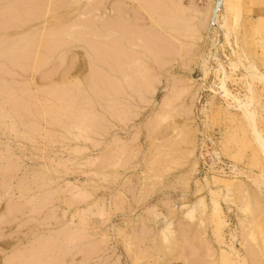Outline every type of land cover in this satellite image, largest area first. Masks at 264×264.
Listing matches in <instances>:
<instances>
[{
  "label": "rangeland",
  "instance_id": "374dc122",
  "mask_svg": "<svg viewBox=\"0 0 264 264\" xmlns=\"http://www.w3.org/2000/svg\"><path fill=\"white\" fill-rule=\"evenodd\" d=\"M246 69L253 0H0V264H264Z\"/></svg>",
  "mask_w": 264,
  "mask_h": 264
},
{
  "label": "bare ground",
  "instance_id": "6f19581e",
  "mask_svg": "<svg viewBox=\"0 0 264 264\" xmlns=\"http://www.w3.org/2000/svg\"><path fill=\"white\" fill-rule=\"evenodd\" d=\"M228 2V1H227ZM230 8V7H229ZM223 17H224V15H223ZM29 18V17H28ZM223 20V19H222ZM224 21H225V19H224ZM19 24V23H18ZM226 24V23H225ZM224 27V26H223ZM224 30H225V27H224ZM251 67H252V65H251ZM251 69H253V68H251ZM251 69L249 70H247L246 69V72L248 73L247 75H249V77L250 78H252V79H254V78H261V80L262 79H264V77H263V75H259V73L257 74L256 72H254V71H251ZM257 75H259V76H257ZM261 76V77H260ZM263 81V80H262ZM220 89H221V92L224 94V95H222V96H224V98H225V100L227 99V100H232V102H235L236 104H238V109H241V110H243V117H244V120H246V122H247V126L248 127H251V129H252V132L254 133V137H255V141L258 143L257 145H259L261 148V152L264 154V139L260 136V133L258 132V130H257V128H256V126H255V117H256V115H255V110H251L250 109V106H252V104H253V101H254V96L253 97H251V96H249V97H247V98H245V99H247L246 101L247 102H245V103H242L238 98H236L235 96H233V95H231V93L225 88V86H224V83L222 82V81H220ZM249 91H251V90H249ZM251 94H253V93H251ZM227 103H228V101H227ZM230 103V102H229ZM231 107V106H230ZM253 109V108H252ZM246 117V118H245ZM248 121H250L249 123H252V125L250 124V126H249V123H248ZM244 125H246V123H244ZM259 149V148H258ZM259 149V150H260ZM191 211V210H190ZM245 262V261H244Z\"/></svg>",
  "mask_w": 264,
  "mask_h": 264
},
{
  "label": "crops",
  "instance_id": "0c3cea01",
  "mask_svg": "<svg viewBox=\"0 0 264 264\" xmlns=\"http://www.w3.org/2000/svg\"><path fill=\"white\" fill-rule=\"evenodd\" d=\"M255 9L260 13V18L264 19V0H253Z\"/></svg>",
  "mask_w": 264,
  "mask_h": 264
}]
</instances>
